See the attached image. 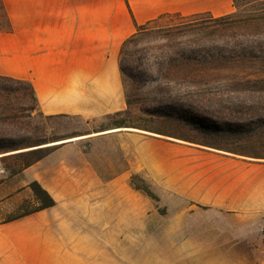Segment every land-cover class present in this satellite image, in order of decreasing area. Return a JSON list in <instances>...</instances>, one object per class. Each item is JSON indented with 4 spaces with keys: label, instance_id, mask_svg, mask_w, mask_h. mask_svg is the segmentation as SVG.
I'll use <instances>...</instances> for the list:
<instances>
[{
    "label": "crops",
    "instance_id": "0c3cea01",
    "mask_svg": "<svg viewBox=\"0 0 264 264\" xmlns=\"http://www.w3.org/2000/svg\"><path fill=\"white\" fill-rule=\"evenodd\" d=\"M0 4L6 18L5 28H0V75L30 81L40 114L87 121L127 109L118 54L136 26L164 14L219 16L234 10L232 0H0ZM93 137L117 139L125 165L116 173L102 175L91 152L83 149L82 141ZM50 144L44 156L0 181V213L31 197L28 183L33 180L55 201L0 223V264H113V247L107 241L42 242L40 247L26 245L28 256L15 254L20 248L9 230L24 227L26 233L37 229L50 233L62 224L66 232L78 235H151L153 240L138 244V257L116 264H264V161L259 158L246 160L122 127L46 145ZM131 173L141 175L151 188L158 182L168 184L199 209L163 213L147 209L146 196L130 186ZM116 197L126 205L121 213L113 209ZM119 219L131 224H119ZM34 249L41 250V257L34 256Z\"/></svg>",
    "mask_w": 264,
    "mask_h": 264
},
{
    "label": "rangeland",
    "instance_id": "374dc122",
    "mask_svg": "<svg viewBox=\"0 0 264 264\" xmlns=\"http://www.w3.org/2000/svg\"><path fill=\"white\" fill-rule=\"evenodd\" d=\"M246 1L248 0H236V2L232 0L235 19L238 20L249 15L248 10L254 8L253 5H257L253 0L245 7L241 6ZM171 21V18L164 17L161 23L165 24ZM5 26V16L0 4V28H5ZM231 31L234 34V44H237L236 49L247 55L255 54L256 58H240L235 62L224 61V68L213 72L215 75L211 80V85H162L154 67L157 61L155 57L158 53L157 47L162 44V41L155 38L154 33L142 36L136 46L132 48L138 59L132 64V72L137 75L138 81H131L128 78L123 80L126 98L131 101L127 114L122 116L126 124L147 125L179 138H188L247 155H253L252 153L256 152L260 156H264V34H259L253 26H235ZM227 33L230 34V30H227ZM30 94L28 87H25L12 92L8 97V104L16 114H19L17 126L11 128V143L26 138L44 139L46 142L60 141L76 134L87 135L89 132L95 133L100 129L113 127L114 120L111 118L92 121L84 120L78 116L44 118L36 110V107L33 110L18 112L20 108L35 106ZM143 99L149 101L151 106L167 104L173 108H165L164 111L169 114H174L176 111L178 116L166 118L147 115L140 110V103L137 102H141ZM175 102L186 103V107L175 106ZM5 104L0 106L3 108ZM1 107L0 111L3 110ZM161 137L182 145L211 148L182 139L178 141L176 140L178 138L169 136ZM81 144L83 149L91 152V159L104 176L116 173L121 166L125 165V159L119 155L117 150L118 141L113 137L86 138ZM24 149L22 146L0 149V170H2L0 181L7 180L22 167L27 156L18 155L16 152ZM181 154L182 152L179 150V156ZM241 156L243 155L237 157L243 158ZM244 159L253 160L254 158L245 156ZM257 161H264V158H259ZM163 168L166 171L169 169L166 160L163 163ZM29 190L31 191L30 188ZM152 190L159 196L157 205L160 210L199 209L188 199L170 189L168 184L158 182L155 187L152 186ZM31 194V197L20 200L9 211L1 212L0 219L36 206L37 201L32 191ZM129 198L130 201L134 200L132 196ZM145 199L147 209L157 210L150 198L146 196ZM112 205L115 213H121L126 207L118 197L113 200ZM119 224L130 225L131 223H125L119 219ZM24 230V227H20L8 231V234H13L12 241L20 248L15 251L19 257L29 255L30 251L25 249L26 245L40 247L42 242H49L53 245L65 240L81 239L82 241H107L113 247L112 262L116 264L122 258L138 257V244L142 241L153 240L151 235L133 233L78 235L66 232V227L63 224L60 228L51 229L50 233H44L40 229L33 233H26ZM140 252L142 253V251ZM33 254L35 257H41V250L34 249Z\"/></svg>",
    "mask_w": 264,
    "mask_h": 264
},
{
    "label": "trees",
    "instance_id": "16d2710c",
    "mask_svg": "<svg viewBox=\"0 0 264 264\" xmlns=\"http://www.w3.org/2000/svg\"><path fill=\"white\" fill-rule=\"evenodd\" d=\"M233 1L236 2V0ZM252 1L253 0H248L241 4V6L245 7L247 3H251ZM254 1L257 5H253L254 8L248 10V13L250 14L245 15V17H241L238 20L234 18L235 14L233 12L219 16H213L209 12H195L187 15L173 13L161 15L144 24L136 26L135 31L124 39L119 49L118 63L122 80L128 78L131 81H138L137 75L132 72V64L138 60L135 57V52L132 48L136 46L142 36L148 33H154L155 38L162 41V44L157 47L158 53L155 55L157 61L154 65L155 71L160 78L159 82L162 85H211V80L215 75L213 72L224 68V61L228 60L235 62L240 58H256L255 54L247 55L236 49L237 44H234V34L233 31H231L235 26H253L259 34H264V0ZM164 17H169L172 21L162 24L161 21ZM227 30H230V34L227 33ZM230 42L231 44H229ZM25 87H28L30 90V95L35 102V106H28L25 109L20 108L18 112H21L22 110H33L37 105L31 82L25 79L0 75V105L6 103L5 107L2 108L0 106L1 109H3L0 111V149L15 148L16 146H22L25 148L22 151L16 152L18 155L27 156L20 169L35 162L50 150V146L52 145L44 144L56 141L53 140L51 142H46L44 139L26 138L22 141L20 140L11 143V128L17 126L16 122L19 118V114H16L14 109L8 104V97L12 92ZM124 96L127 103V109L107 117L114 120L112 123L113 127L111 128L132 127L156 133L160 136L182 139L190 143L200 144L232 154L264 158V156H260V154L256 152L252 153L253 155H247L241 152L217 148L209 144L196 142L188 138H179L178 136L167 134L161 129H154L147 125L126 124V121L122 116L127 114L128 106L131 101L126 98L125 92ZM137 102L140 103V110L147 115L166 118L178 116V112L176 111L174 114H169L164 111L165 108H173L167 104L151 106L146 99ZM174 105L180 108L186 107V103L182 102H175ZM28 116H30V114H28ZM42 116L44 118L53 117L49 115ZM79 135L82 134H76L73 136ZM18 171H15L14 173ZM129 183L132 188L150 198L159 213L165 212L160 210L157 205L159 202V196L154 193L149 183L141 175L131 173L129 176ZM28 186L37 201V205L4 217L0 219V223L11 221L55 204V201L50 194L42 188L37 181H30Z\"/></svg>",
    "mask_w": 264,
    "mask_h": 264
},
{
    "label": "water",
    "instance_id": "95a60500",
    "mask_svg": "<svg viewBox=\"0 0 264 264\" xmlns=\"http://www.w3.org/2000/svg\"><path fill=\"white\" fill-rule=\"evenodd\" d=\"M122 128H132V127H122ZM143 131H145V130H143Z\"/></svg>",
    "mask_w": 264,
    "mask_h": 264
},
{
    "label": "built area",
    "instance_id": "2783aa9c",
    "mask_svg": "<svg viewBox=\"0 0 264 264\" xmlns=\"http://www.w3.org/2000/svg\"><path fill=\"white\" fill-rule=\"evenodd\" d=\"M263 229H260L259 231L262 232Z\"/></svg>",
    "mask_w": 264,
    "mask_h": 264
},
{
    "label": "bare ground",
    "instance_id": "6f19581e",
    "mask_svg": "<svg viewBox=\"0 0 264 264\" xmlns=\"http://www.w3.org/2000/svg\"><path fill=\"white\" fill-rule=\"evenodd\" d=\"M57 143V142H56ZM44 145H46V144H44Z\"/></svg>",
    "mask_w": 264,
    "mask_h": 264
}]
</instances>
